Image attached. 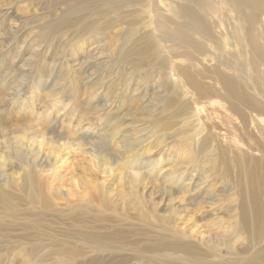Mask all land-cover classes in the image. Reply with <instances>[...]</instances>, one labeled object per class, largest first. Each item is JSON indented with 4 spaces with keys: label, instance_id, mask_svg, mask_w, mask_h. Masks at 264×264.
Masks as SVG:
<instances>
[{
    "label": "bare ground",
    "instance_id": "1",
    "mask_svg": "<svg viewBox=\"0 0 264 264\" xmlns=\"http://www.w3.org/2000/svg\"><path fill=\"white\" fill-rule=\"evenodd\" d=\"M38 1L51 62L0 78V264H264V0ZM84 49L105 74L62 109L53 85L34 113L23 83ZM112 176L151 202L117 207Z\"/></svg>",
    "mask_w": 264,
    "mask_h": 264
},
{
    "label": "rangeland",
    "instance_id": "2",
    "mask_svg": "<svg viewBox=\"0 0 264 264\" xmlns=\"http://www.w3.org/2000/svg\"><path fill=\"white\" fill-rule=\"evenodd\" d=\"M0 10L3 13L4 12L8 13V16H5V18L7 20L2 21V19L0 18V46H4V45L7 46L6 48H5V46L0 47V78L2 76H4L5 74L9 73L10 70L14 71L15 69L18 70L20 68H21V70L19 71L20 77L28 75L29 74V72H28L29 67L26 66L27 62L33 64V63H36L38 61L37 62V67H38L40 60H43V58H45V60L48 63H50L51 59H52V54L54 53L53 52L54 48L49 50V52L47 53V56L44 57L45 54L40 55V53H41L39 51L40 48L37 47L39 45V42H40V39H39L40 37L37 36L38 32H39V25L42 22V20L40 21V19L45 17L46 15H48L46 6L44 4H41L38 0H0ZM14 14L15 15L17 14L16 16H17V18H19L18 24H14L13 21L9 20L12 18V15H14ZM10 23H11V29H9V31H8V24H10ZM14 26H15V28H14ZM12 28H13V30H12ZM7 33L9 35H7ZM14 36H16L17 38L15 37V39H14ZM22 38H23V40H21ZM2 40H5L6 42H8V44ZM20 46H21V48H20ZM18 50L20 51V53H18V55H16V51H18ZM85 51H87V50L84 49V51L82 53L79 52V53H77V55L72 56V57H71V55H68V57H66L67 59L66 58L61 59V57L57 58V59L62 60L61 64H63L64 67H62L60 69V65H59L60 63H58L59 61L57 60L55 62V64H56L55 71H53V73L51 74V76L49 78L44 77L45 68H40L38 70L36 68L33 71L31 77L29 76V78L27 79V82L23 83V87L25 86L24 87L25 92H24L23 96H24V98H26V100L32 101V108L31 109L34 113H38L41 110L40 106H42V104H44V105L47 104L46 102H44L47 99V98H44V95L50 91L49 89L56 88L55 92H57L59 94L56 97L55 102L57 104V107L62 109L63 105H65L69 101H71V99H72L71 97H77L78 102L80 100L84 99L85 93H86L85 87H87L89 85V83H92L91 81L94 80V77H96L97 75L101 76L100 73L105 74L104 69H102L101 65L105 64L104 61H106V63H107L108 58L107 59L105 58L106 54L103 53L100 55V54H98V52H95V50L89 51V52H85ZM32 52L39 54V55H37L38 57H36L37 58L36 60L33 59ZM30 61H32V62H30ZM105 65L108 66L110 64L107 63ZM97 67H99V69H102V70H99L100 72L98 71V72L94 73V71H96ZM92 73H94L93 76H91ZM88 75H89V77H88ZM11 76H12V74H10L8 76V78H10ZM55 77H58V78H55ZM38 80L39 81L41 80L40 85L37 84V82H39ZM16 81H18V80H16ZM20 82L22 83V82H24V80H21ZM131 84H132V81H131ZM53 85H54V88L52 87ZM49 86H51V87H49ZM99 92H100V95H97L96 98L89 101V106H88L89 107L88 109L95 108L98 111V114L102 113V112H100L99 107L101 106V109H102L103 104L105 102L104 101L105 99H103L99 103L96 101V99H98L97 97L103 96V94L101 93V90ZM153 92H154V89L150 88L147 91V95H150ZM157 93L160 96H166V91H163L162 88L157 89ZM4 100L6 101L7 99L4 98ZM157 105L159 107V104H156V106ZM50 106H51V103L48 104L47 108ZM121 109H120V111H121ZM52 110H54V109L52 108ZM62 111L63 110H60V112H62ZM113 111L114 110H112L110 112V114H108L105 117L106 120H111ZM105 112H107V111H105ZM121 112H123V111H121ZM131 115H133V114L131 113ZM128 116L125 118L126 123L128 122V120H131V116L130 115H128ZM133 117L134 116H132V118ZM104 126H105V122L97 125V127H102V129L104 128ZM135 131H136V129L133 132H135ZM137 135H139V133ZM176 146H178V145H176ZM137 164L139 167L140 166L141 167L146 166L147 159L142 158L141 163H137ZM120 169L127 170L129 168H120ZM143 171H144L143 169H140V172H143ZM115 178L116 177H113V176L111 178H109L110 180H109L108 184H106V191L109 192V197L111 198V200H114V203L116 204L117 207H119V208L122 206L130 207V208L136 207L137 205H135V206L131 205V198L133 197V195H134V197L136 196L138 198L137 193L132 192V191H136V190H137L136 192L140 191L139 193H141V191H143V193L141 194L142 196H139V199L146 201L148 204L151 202L152 197L151 198L147 197L150 189H148V186L143 184L145 182H143V180H141V178L139 180H137V182H136L137 185L135 188H133V186L130 184V178H126V180H124L122 182L123 184L118 182V179L117 178L115 179ZM177 190H179V189H177ZM182 199H183V197H180V194H179L176 201H173V202H176L174 206H176V207L181 206V207L177 208V213H179L180 215H184L186 213V211L184 210V202H182ZM159 200H160V197H155V198H153L154 204L153 205L150 204L151 206H153L154 213L157 215L167 214L169 212V209L171 208V206L170 205L165 206V205H163L162 202L159 205L157 203V201H159ZM187 215H191V214L188 212ZM144 255L145 254H142V256H144Z\"/></svg>",
    "mask_w": 264,
    "mask_h": 264
}]
</instances>
